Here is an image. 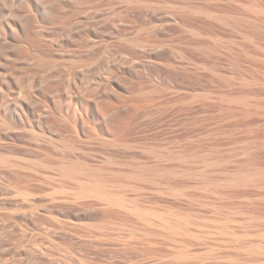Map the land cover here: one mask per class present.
Here are the masks:
<instances>
[{
  "label": "rangeland",
  "instance_id": "rangeland-1",
  "mask_svg": "<svg viewBox=\"0 0 264 264\" xmlns=\"http://www.w3.org/2000/svg\"><path fill=\"white\" fill-rule=\"evenodd\" d=\"M258 169L264 0H0V264H264Z\"/></svg>",
  "mask_w": 264,
  "mask_h": 264
},
{
  "label": "bare ground",
  "instance_id": "bare-ground-1",
  "mask_svg": "<svg viewBox=\"0 0 264 264\" xmlns=\"http://www.w3.org/2000/svg\"><path fill=\"white\" fill-rule=\"evenodd\" d=\"M73 167L75 168L76 166H73ZM75 170H77V169L75 168ZM65 171H67V170H65ZM67 173H69V171ZM169 173L171 174V172H169ZM66 176H67V174H66ZM67 177H69V176H67ZM207 177H208V174H207ZM263 178H264V172L261 171L260 169H258L257 171H254V172H249L247 170L246 171L245 170L244 171L241 170V171L236 172L231 178L228 179V184H235V186H238V185H241L242 186L244 183H246V184H253V185H256L257 186L258 182L261 183L260 181L261 180H264ZM81 184H82V182H81ZM83 184H84V182H83ZM84 187H86V189ZM83 188L85 189V191H88V193L89 192H91V193L94 192L96 194H99L100 195L99 196L100 199L101 198L102 199H105L106 201L110 202L111 204L112 203L115 204V205H117V204L118 205L124 204L123 199H121L119 197H116V196L113 197L114 195L112 196V194L110 195L111 192H109L108 190H106V188H105V186H104V184L102 182L95 183V184L93 183L92 185L89 184L87 186L83 185L82 189ZM122 198H123V196H122ZM126 207H127V203H126L125 208ZM122 208H124V207H122Z\"/></svg>",
  "mask_w": 264,
  "mask_h": 264
}]
</instances>
